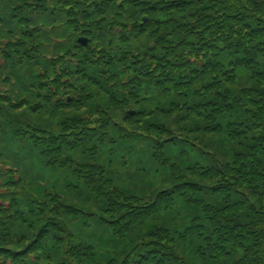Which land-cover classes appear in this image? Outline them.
<instances>
[{
  "label": "trees",
  "instance_id": "16d2710c",
  "mask_svg": "<svg viewBox=\"0 0 264 264\" xmlns=\"http://www.w3.org/2000/svg\"><path fill=\"white\" fill-rule=\"evenodd\" d=\"M0 264H264V0H0Z\"/></svg>",
  "mask_w": 264,
  "mask_h": 264
},
{
  "label": "water",
  "instance_id": "95a60500",
  "mask_svg": "<svg viewBox=\"0 0 264 264\" xmlns=\"http://www.w3.org/2000/svg\"><path fill=\"white\" fill-rule=\"evenodd\" d=\"M143 22H147L146 18H143ZM79 41L83 44V45H87L88 44V39L87 38H80Z\"/></svg>",
  "mask_w": 264,
  "mask_h": 264
}]
</instances>
